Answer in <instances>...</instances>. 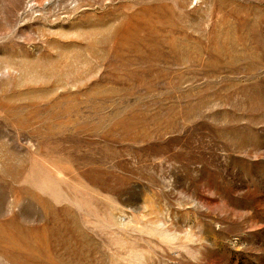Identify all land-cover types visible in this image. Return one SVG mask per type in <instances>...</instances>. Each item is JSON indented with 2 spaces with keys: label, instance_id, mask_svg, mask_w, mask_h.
I'll return each mask as SVG.
<instances>
[{
  "label": "rangeland",
  "instance_id": "374dc122",
  "mask_svg": "<svg viewBox=\"0 0 264 264\" xmlns=\"http://www.w3.org/2000/svg\"><path fill=\"white\" fill-rule=\"evenodd\" d=\"M0 264H264V0H0Z\"/></svg>",
  "mask_w": 264,
  "mask_h": 264
}]
</instances>
